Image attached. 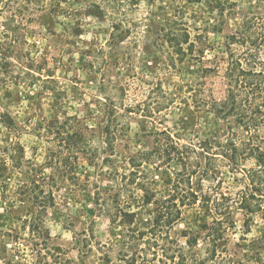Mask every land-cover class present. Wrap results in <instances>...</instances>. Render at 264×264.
<instances>
[{"label":"rangeland","instance_id":"obj_1","mask_svg":"<svg viewBox=\"0 0 264 264\" xmlns=\"http://www.w3.org/2000/svg\"><path fill=\"white\" fill-rule=\"evenodd\" d=\"M258 1L232 0L236 6L224 13L213 0H117L111 6L115 10L105 8L102 0H0V33L8 35L0 37V42L22 51L23 61L30 60L34 66L30 72L46 80L39 84L47 87L45 92L38 85L0 82V113L25 130L21 143L27 156L42 164L52 149L58 150L38 137L36 131L42 123L79 122L77 129L86 134L93 131L97 136L94 148L102 150L105 144L98 138L110 111H98L99 101L116 107L113 126L125 133L116 155L105 156L111 157L104 165L106 175L98 176L87 166L88 170L82 168L79 174L85 179L89 173L90 181L98 182L101 192L111 189L120 193L123 207L138 213L137 225L144 230L152 220L154 206L142 203L143 189L156 192L159 198L166 196L172 171L179 166L174 163L170 169H159L156 164L145 163L133 170L129 163L139 153L151 151L158 132H171L183 144L220 135L223 123L209 105L213 99L224 101L227 97L224 73L230 61L228 37L243 27L245 14L252 12ZM118 21H123L125 30L114 28ZM172 22L188 31L189 44L182 50L167 43ZM253 55L264 62V47L256 48ZM254 112L258 117L264 115V109ZM259 128L264 147V124ZM84 161L81 156V165ZM218 163L224 191L244 189V173L229 172L227 161ZM241 167L252 169L255 161L248 159ZM131 171L139 175H131ZM79 193L83 200L84 194ZM27 210L28 205L19 201L17 176L0 182V214L14 222L22 237L29 236L20 220L27 218ZM183 218L172 235L183 246L188 263L196 264L197 259L205 258L207 246L203 236L196 247H189L187 241L199 232L205 235L201 228L204 223L197 210H186ZM236 221L227 235L231 251H240L237 245L247 249L264 233L261 215L253 217L250 233H246L242 213ZM42 229L46 238L67 248L75 258L79 256L74 246L76 237L87 235L95 246L111 247L119 244L125 230L108 217H96L93 224L79 204L49 211ZM22 237L7 239L10 258L14 264H38L37 253L30 246L20 254L16 251L20 244H27Z\"/></svg>","mask_w":264,"mask_h":264},{"label":"trees","instance_id":"obj_2","mask_svg":"<svg viewBox=\"0 0 264 264\" xmlns=\"http://www.w3.org/2000/svg\"><path fill=\"white\" fill-rule=\"evenodd\" d=\"M102 1L105 8L115 10L111 6L117 0ZM213 2L224 13L236 6L232 0ZM95 7L101 13H107L102 7ZM169 25L167 43L182 50L189 44L187 29L174 22ZM119 27L125 30L123 21L114 26L118 30ZM6 36L0 33V37ZM227 46L230 52L224 73L227 97L224 101L213 99L209 105L223 123L220 135L183 144L181 138L171 132H158L151 151L139 153L129 163L133 170L145 163L156 164L159 169H170L174 163L179 166V170L172 171L166 196L159 198L156 192L143 189L142 203L154 206L152 220L144 230L137 225L138 213L123 207L120 193H113L111 189L101 192L98 182L90 181L89 173L85 174V179L79 174L82 168L88 170L87 166L93 167L98 176L106 175L104 165L111 162V157L105 156L116 155L118 142L125 133L124 129L113 126L117 118L116 107L99 101L98 111H110L108 123L102 127L98 138L105 144L102 150L94 148L97 136L90 128H87L89 134L77 129L79 122L75 125L59 120L42 123L36 131L38 137L45 138L52 148L58 149H52L42 164L28 158L21 143L25 130L0 113V182L17 176L19 201L28 205L27 218L20 220L24 231L29 233L28 237H22L14 222L0 214L3 264H14L7 245V239L12 237L18 240L22 237L27 244H20L16 251L20 254L30 246L37 253L38 264H189L183 246L172 235L188 209L197 210L200 222L204 223L201 228L205 235L199 232L187 241V245L193 247L203 236L207 246L205 258L197 259L196 264H264V233L247 249L237 245L240 251L229 249L227 237L230 229L236 227L239 213L244 215L246 233H250L255 215L264 219V147L258 137L264 115L258 117L254 112L264 109V62L253 55L256 48L264 47V0H259L255 9L245 14L243 27L228 37ZM21 52L12 44L7 47L5 42H0V82L28 83L45 91L47 87L39 82L44 84L46 80L30 72L34 66L30 60L23 61ZM17 72L19 76L15 77ZM81 156L85 159L82 165ZM248 159L255 161L254 168L241 167ZM222 160L228 162L229 172L244 173V189L237 193L224 191L223 172L218 163ZM132 174L139 175L135 171H131ZM79 191L84 194L83 200ZM73 204L81 205L93 224L96 217H108L123 226L125 230L119 244L95 246L92 237H76L74 246L79 250V256L75 258L69 255L67 248L46 238L42 223L49 211L70 208ZM185 234L190 233L185 231ZM23 246L26 249H22Z\"/></svg>","mask_w":264,"mask_h":264}]
</instances>
